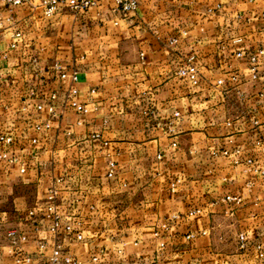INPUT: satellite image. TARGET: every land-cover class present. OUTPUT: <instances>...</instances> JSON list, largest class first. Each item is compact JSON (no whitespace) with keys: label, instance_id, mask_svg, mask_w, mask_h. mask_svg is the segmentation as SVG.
Returning <instances> with one entry per match:
<instances>
[{"label":"crops","instance_id":"1","mask_svg":"<svg viewBox=\"0 0 264 264\" xmlns=\"http://www.w3.org/2000/svg\"><path fill=\"white\" fill-rule=\"evenodd\" d=\"M191 57L197 85L176 74ZM75 70L87 113L70 105ZM2 134L14 141H0V264L56 245L79 264H264V0L50 19L0 0ZM52 187L83 239L52 229Z\"/></svg>","mask_w":264,"mask_h":264},{"label":"built area","instance_id":"2","mask_svg":"<svg viewBox=\"0 0 264 264\" xmlns=\"http://www.w3.org/2000/svg\"><path fill=\"white\" fill-rule=\"evenodd\" d=\"M10 6L19 5L24 2H29L34 7L41 8L43 16L46 18H52L58 13L64 10H70L75 14H84L91 8L97 7L102 5L106 2H111L115 5V8L120 11L123 15L127 16L132 13H136L139 6V0H6ZM220 6V5H219ZM243 52L239 51L238 56H242ZM253 61L256 60L255 56L251 57ZM54 67L56 69H61V66L58 62L54 63ZM176 74L180 77L188 79L193 84H199L202 73L200 71V67L195 60V57H191L187 59L183 64L179 65L176 70ZM67 73L63 72L62 77H66ZM79 81V73L78 71H73L72 73V82L70 91L73 94V98L71 99L70 105L76 111H80L83 113H87L89 111V107L84 103L77 101L75 98L76 94L78 93L77 83ZM222 82V80H219ZM56 94L52 95V98H55ZM39 109L42 108V105L38 106ZM53 110V107H51ZM50 123H37L35 128L37 131H40L43 128H49ZM100 134H96L95 137H99ZM0 141L4 142L6 145H11L14 141V137L12 135L2 134L0 135ZM34 143L37 142V138H33L32 140ZM1 157L7 161L8 163L18 164L20 170L25 172L27 167L26 163L19 159V157L11 153L10 148H5L1 152ZM116 169V164L114 162H110V171L109 174L113 175ZM57 198V189L52 187L50 189V197H49V206L48 209L50 211V216L53 218V226L52 229L55 232H58L61 228H63L66 232L75 233L77 239H83V234L80 230V223L72 221L62 225L61 223V216L56 208V201ZM229 199L240 200L236 197L228 196ZM33 214V211H31ZM10 237L19 236L20 238H24V235L20 234L17 229H10L8 232ZM240 239L243 241L245 239V235L243 233L240 234ZM94 259H98L94 256ZM18 264H79L76 259L72 257L69 252H64L60 245H56L53 253L51 255H40L39 257L35 258L31 255H25L22 257L17 258Z\"/></svg>","mask_w":264,"mask_h":264}]
</instances>
